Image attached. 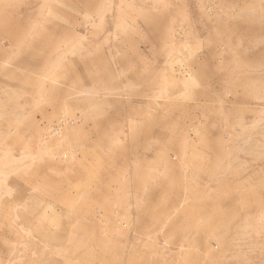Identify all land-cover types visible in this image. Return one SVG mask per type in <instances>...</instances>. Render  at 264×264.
Masks as SVG:
<instances>
[{
  "label": "rangeland",
  "instance_id": "1",
  "mask_svg": "<svg viewBox=\"0 0 264 264\" xmlns=\"http://www.w3.org/2000/svg\"><path fill=\"white\" fill-rule=\"evenodd\" d=\"M0 264H264V0H0Z\"/></svg>",
  "mask_w": 264,
  "mask_h": 264
}]
</instances>
